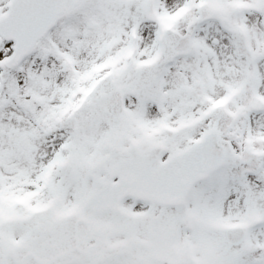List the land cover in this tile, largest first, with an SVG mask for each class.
I'll return each mask as SVG.
<instances>
[{
  "label": "snow or ice",
  "instance_id": "6c2138e0",
  "mask_svg": "<svg viewBox=\"0 0 264 264\" xmlns=\"http://www.w3.org/2000/svg\"><path fill=\"white\" fill-rule=\"evenodd\" d=\"M0 264H264V0H0Z\"/></svg>",
  "mask_w": 264,
  "mask_h": 264
}]
</instances>
